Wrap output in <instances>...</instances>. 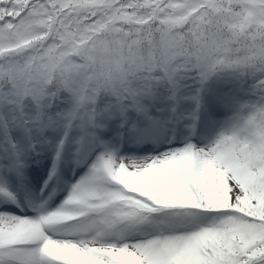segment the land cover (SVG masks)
<instances>
[{
    "label": "snow or ice",
    "instance_id": "snow-or-ice-1",
    "mask_svg": "<svg viewBox=\"0 0 264 264\" xmlns=\"http://www.w3.org/2000/svg\"><path fill=\"white\" fill-rule=\"evenodd\" d=\"M0 264H264V0H0Z\"/></svg>",
    "mask_w": 264,
    "mask_h": 264
}]
</instances>
